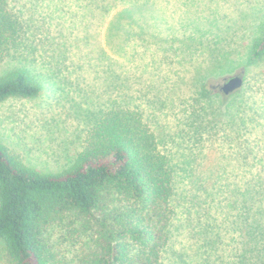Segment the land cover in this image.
<instances>
[{"label": "rangeland", "instance_id": "374dc122", "mask_svg": "<svg viewBox=\"0 0 264 264\" xmlns=\"http://www.w3.org/2000/svg\"><path fill=\"white\" fill-rule=\"evenodd\" d=\"M143 3L148 13L127 22L125 53H117L108 42L115 14ZM6 10L15 29L0 54V76L26 70L43 91L0 103V141L31 168L58 173L81 150L92 115L127 97L172 168L174 216L162 264H194L187 219L198 204L213 208L206 197L223 199L227 146L216 113L223 112L224 78L242 73L245 96L256 103L248 112L257 110V134H264V59L246 65L264 30V0H6ZM203 84L213 100L200 96ZM72 229L51 237L65 264H79L87 249Z\"/></svg>", "mask_w": 264, "mask_h": 264}, {"label": "trees", "instance_id": "16d2710c", "mask_svg": "<svg viewBox=\"0 0 264 264\" xmlns=\"http://www.w3.org/2000/svg\"><path fill=\"white\" fill-rule=\"evenodd\" d=\"M146 12L143 3L115 14L108 31L114 51L125 53L127 22ZM14 29L6 0H0V54L12 42ZM263 59L264 30L252 43L246 65ZM246 89L223 94V112L216 113L223 117L227 146L223 199L217 203L206 197L213 208L198 204L195 217L187 219L194 264H264V134H257V110L248 112L256 103L246 98ZM42 91L26 70L0 76V103L35 98ZM200 96L214 98L204 84ZM91 118L81 150L58 173L31 168L0 141V264H65L51 237L70 227L87 239L79 264H162L174 216L170 159L127 97L121 95Z\"/></svg>", "mask_w": 264, "mask_h": 264}, {"label": "water", "instance_id": "95a60500", "mask_svg": "<svg viewBox=\"0 0 264 264\" xmlns=\"http://www.w3.org/2000/svg\"><path fill=\"white\" fill-rule=\"evenodd\" d=\"M243 85V76L241 74H235L233 76L224 78L222 84L219 86V90L224 95H228L234 91L239 90Z\"/></svg>", "mask_w": 264, "mask_h": 264}]
</instances>
